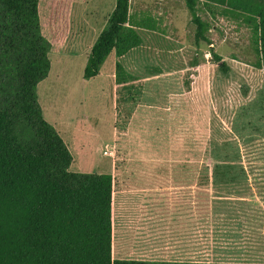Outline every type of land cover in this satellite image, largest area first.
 I'll return each mask as SVG.
<instances>
[{
	"label": "rangeland",
	"instance_id": "1",
	"mask_svg": "<svg viewBox=\"0 0 264 264\" xmlns=\"http://www.w3.org/2000/svg\"><path fill=\"white\" fill-rule=\"evenodd\" d=\"M115 5L40 0L52 48L37 88L44 118L73 156L70 171L116 178L113 257L264 264V70L255 67L253 27L200 2L211 44L197 45L184 0H131L143 44L124 58L111 53L87 80ZM215 140L231 144L246 170L236 185L200 186L197 149Z\"/></svg>",
	"mask_w": 264,
	"mask_h": 264
},
{
	"label": "trees",
	"instance_id": "2",
	"mask_svg": "<svg viewBox=\"0 0 264 264\" xmlns=\"http://www.w3.org/2000/svg\"><path fill=\"white\" fill-rule=\"evenodd\" d=\"M184 1L197 26V45L211 44L210 26L198 14L200 2L242 17L254 30L255 67L264 70V0ZM39 4L0 0V264H247L113 257L116 178L70 171L73 156L39 104L37 88L50 74L52 48L42 32ZM130 12L131 0H116L92 47L85 79L97 77L111 53L122 58L143 44L136 29L143 24H132ZM211 55L228 74L226 62L214 50ZM234 149L217 140L210 147L198 146L202 160L194 173L201 187H228L244 179L246 170Z\"/></svg>",
	"mask_w": 264,
	"mask_h": 264
},
{
	"label": "crops",
	"instance_id": "3",
	"mask_svg": "<svg viewBox=\"0 0 264 264\" xmlns=\"http://www.w3.org/2000/svg\"><path fill=\"white\" fill-rule=\"evenodd\" d=\"M124 57H125V56H124ZM124 57H123V58H124Z\"/></svg>",
	"mask_w": 264,
	"mask_h": 264
}]
</instances>
